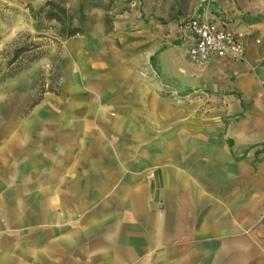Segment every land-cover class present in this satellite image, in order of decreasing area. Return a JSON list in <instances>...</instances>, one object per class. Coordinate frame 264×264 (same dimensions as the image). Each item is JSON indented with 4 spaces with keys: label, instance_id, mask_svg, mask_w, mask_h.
Wrapping results in <instances>:
<instances>
[{
    "label": "crops",
    "instance_id": "crops-1",
    "mask_svg": "<svg viewBox=\"0 0 264 264\" xmlns=\"http://www.w3.org/2000/svg\"><path fill=\"white\" fill-rule=\"evenodd\" d=\"M63 1L91 3L68 50L72 72L106 68L95 105L106 107L47 111L42 97L0 122V264H264V87L243 62L196 66L185 24L206 14L242 31L250 60L264 0ZM153 60L183 90L200 71L230 91L173 112L156 82H132ZM115 80L138 96L118 95Z\"/></svg>",
    "mask_w": 264,
    "mask_h": 264
},
{
    "label": "rangeland",
    "instance_id": "rangeland-1",
    "mask_svg": "<svg viewBox=\"0 0 264 264\" xmlns=\"http://www.w3.org/2000/svg\"><path fill=\"white\" fill-rule=\"evenodd\" d=\"M45 1L0 0V50L8 47L20 35L31 34L32 36L44 35L32 37L30 40L38 45V50L45 52L44 56L30 63L28 68L13 77L3 78L0 74V122L10 121L17 116L32 111L35 106L29 109V104L38 96V91L42 87L47 90L42 94V97L48 101L49 110L47 111H53L57 106L62 107L70 99H74L77 108L80 105L85 106L88 112H103V108L106 107L103 104L95 106L99 103L98 97L104 96L102 93L103 82H105L107 76L106 68L87 67L81 73L72 72L71 64L75 58H72L69 54L68 42L70 38H64L60 35V32L64 30L63 27L55 20L36 19L32 16V12L42 7ZM90 4L82 3L80 8L72 9L65 3L69 14L74 16L72 22L81 24L82 34L86 33L88 27ZM97 5H101V1H98ZM81 59L84 60V58ZM151 63H153V66L148 65V69L139 73V79L134 78L132 82L133 80L148 84L156 82L155 92L158 100L163 103L168 102L169 106L173 108V112H179L182 107L188 108L184 104L192 98L204 97L205 102H209L208 98L230 91L226 87L228 85L223 87L217 85L218 82L225 81L224 76L218 77L216 74L200 73V71L193 73L190 71L189 74L190 76L193 75L196 83L190 81L189 87L192 86V88L183 90L180 88L179 74H172L173 82L171 83V80L159 71L154 60ZM82 64H85V62L82 61ZM247 65L252 70L249 72L251 73L250 81L260 91H263L264 42L255 47L254 56L250 60L248 58ZM52 77H55V79H51ZM77 78L82 82V87L79 89L68 88L69 82ZM118 82L120 81H117L114 85L117 88L118 95L128 96L129 98L138 96L137 89L126 88V84L121 83L122 81ZM51 87L56 92L49 91ZM261 94L264 95L263 92ZM92 107L96 109L93 110ZM135 107V104L126 105L121 109L112 111L132 112ZM194 107L196 106L191 104L189 109Z\"/></svg>",
    "mask_w": 264,
    "mask_h": 264
},
{
    "label": "trees",
    "instance_id": "trees-1",
    "mask_svg": "<svg viewBox=\"0 0 264 264\" xmlns=\"http://www.w3.org/2000/svg\"><path fill=\"white\" fill-rule=\"evenodd\" d=\"M32 16L36 19L57 21L64 29L60 32V35L64 38L82 33L81 24L72 22L74 16L69 14L63 0H46L42 7L32 12ZM37 36L44 35L22 34L8 47L0 50V74L3 78L15 76L28 68L30 63L44 56L45 52L38 50V45L30 40L32 37ZM51 79H55V77ZM45 91L47 90L43 87L38 91V96L29 104V109L41 100ZM49 91L56 92L52 87Z\"/></svg>",
    "mask_w": 264,
    "mask_h": 264
},
{
    "label": "built area",
    "instance_id": "built-area-1",
    "mask_svg": "<svg viewBox=\"0 0 264 264\" xmlns=\"http://www.w3.org/2000/svg\"><path fill=\"white\" fill-rule=\"evenodd\" d=\"M185 24L193 36V42L187 51L194 64L204 66L220 58L248 64L245 35L242 31L212 20L206 14H196Z\"/></svg>",
    "mask_w": 264,
    "mask_h": 264
}]
</instances>
